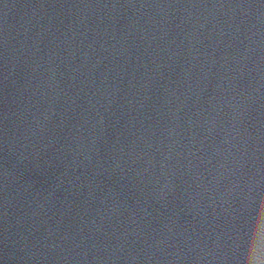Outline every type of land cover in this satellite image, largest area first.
<instances>
[{"label": "water", "instance_id": "1", "mask_svg": "<svg viewBox=\"0 0 264 264\" xmlns=\"http://www.w3.org/2000/svg\"><path fill=\"white\" fill-rule=\"evenodd\" d=\"M0 264H264V0H0Z\"/></svg>", "mask_w": 264, "mask_h": 264}]
</instances>
